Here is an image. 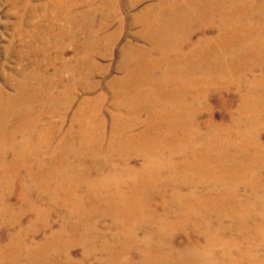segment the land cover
Here are the masks:
<instances>
[{"label": "bare ground", "instance_id": "1", "mask_svg": "<svg viewBox=\"0 0 264 264\" xmlns=\"http://www.w3.org/2000/svg\"><path fill=\"white\" fill-rule=\"evenodd\" d=\"M157 2L145 9L155 18L133 19L145 45L122 51L109 120L101 93L80 100L57 145L61 127L45 121L71 111L78 90L95 91L92 56L111 54L115 38L100 36L109 18L95 24L91 11L81 16L88 26L66 32L76 49L87 37L68 69L78 78L64 80V65L51 89V77L31 85L41 78L32 71L0 93V229L13 230L4 243L0 234V264H264V0ZM257 70L216 122L212 93L231 105L226 95Z\"/></svg>", "mask_w": 264, "mask_h": 264}, {"label": "rangeland", "instance_id": "2", "mask_svg": "<svg viewBox=\"0 0 264 264\" xmlns=\"http://www.w3.org/2000/svg\"><path fill=\"white\" fill-rule=\"evenodd\" d=\"M157 1L158 0H0V93L11 96L22 74L25 73L27 76H31L32 71L41 75V78L38 80L29 78V83L31 85L44 87L46 83L44 80L51 77L56 81L55 87L51 89H60L61 87L58 86V83L61 76L58 77L57 71L63 68L64 65L68 70L70 66L75 64L74 59L76 55H78L77 49L80 50L83 45H85V38H87L82 35V32L79 33L78 37L81 39V43L79 44L80 46L78 45L79 48L76 49V42H73L75 45L70 44L69 37L71 35L67 37L66 32L78 31L82 26H88L89 24L87 22L83 24L84 20L81 19V16L83 15L84 17L85 13L91 11V18L95 24H99L100 20L104 17V19H106V17L109 18V26L106 30L101 32L100 36L113 35L115 38V42L113 41L114 43L110 49L111 54H107L106 50H104L100 56L91 55L96 60L99 69H97L92 76L86 77V82L91 84L95 91L91 94H85L78 90L79 93L76 92V95H74L76 101L71 111L62 107L59 109L55 108L53 111L51 110V114L47 115L45 121H55L54 123H56L58 127H61V132L56 135L57 138H55L53 142L54 145H57L58 138L65 133L67 128H70L72 118L80 100L82 98H94L101 93L106 94L108 97L107 101L104 103V108H102L104 115L109 120V111H114L110 103V94L112 92H110L109 87L112 80L121 78L123 75V71L119 69L120 63L123 64V60L121 59L122 51L123 49L127 50L128 46H131V44L145 45L144 41L140 38L144 30L143 26L139 23L133 24V19L137 14L141 13L144 18L149 15L152 17V11L150 10L148 12L149 15H146L145 9L148 5L155 6L158 3ZM106 5L109 6L107 7ZM111 5H113V7ZM155 15L156 14H154L152 18H155ZM71 17H73V20ZM261 74V70L260 72L258 70L253 72L247 75L248 77L246 76L245 82L239 83L241 89H231L226 95L231 105L228 104L224 107L218 105V95H216L215 92L212 93L209 98V103L212 105V115L213 117L215 116L214 119L216 122L226 121V109L231 110L235 108L239 97L244 94L247 88L253 85L252 79H254V76L257 75L258 78ZM79 76L78 71L76 73L68 70L62 74L64 80H72ZM84 81L79 83L82 88L78 86L77 89H84L88 86ZM82 84L85 86L83 87ZM221 108L226 109L222 110ZM205 118L206 115L203 114L200 121H203ZM75 128L76 126L74 130H77V128ZM261 130L263 131L260 132V138L264 143V127ZM134 164L138 165L137 162H134ZM152 200L153 203L157 202L156 199ZM10 203L15 209L19 206L15 195L10 199ZM59 214V210L53 211L51 214L53 223L51 229L53 230L58 229L60 226L61 219ZM33 217L32 213L24 215L22 219L23 229L26 228ZM103 223L109 226L111 220H104ZM103 229H105V227H103ZM43 232L44 231H41L35 239L38 241L43 239ZM46 232L45 234L48 235L51 231L47 230ZM145 232V230L140 231L139 235L142 236ZM11 233H13L12 229H0L2 243L6 241L5 238ZM81 252V247H73L71 249V257L75 261H78L80 260Z\"/></svg>", "mask_w": 264, "mask_h": 264}]
</instances>
